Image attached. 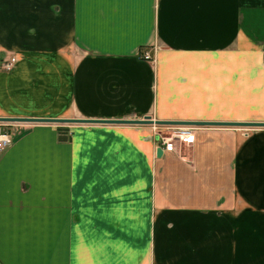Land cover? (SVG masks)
Wrapping results in <instances>:
<instances>
[{
	"label": "crops",
	"instance_id": "1",
	"mask_svg": "<svg viewBox=\"0 0 264 264\" xmlns=\"http://www.w3.org/2000/svg\"><path fill=\"white\" fill-rule=\"evenodd\" d=\"M12 56L0 117L264 121V0H0ZM0 124V264H264V126Z\"/></svg>",
	"mask_w": 264,
	"mask_h": 264
},
{
	"label": "built area",
	"instance_id": "2",
	"mask_svg": "<svg viewBox=\"0 0 264 264\" xmlns=\"http://www.w3.org/2000/svg\"><path fill=\"white\" fill-rule=\"evenodd\" d=\"M140 57L146 60L152 59L151 52L147 49L140 50ZM15 60L14 56L5 59L1 62L0 67L3 70H8L13 66ZM153 131L155 140L158 146H161L162 151H176L178 145L191 142L194 135V128L191 126H167L165 128L153 126ZM11 142L10 130L3 124H0V150L10 145Z\"/></svg>",
	"mask_w": 264,
	"mask_h": 264
},
{
	"label": "water",
	"instance_id": "3",
	"mask_svg": "<svg viewBox=\"0 0 264 264\" xmlns=\"http://www.w3.org/2000/svg\"><path fill=\"white\" fill-rule=\"evenodd\" d=\"M6 121H38V122H102V123H138V124H156V125H228V126H264L263 122H206V121H172L152 119L149 115L142 119H85V118H27V117H0V122ZM162 153L161 146L156 149V155Z\"/></svg>",
	"mask_w": 264,
	"mask_h": 264
},
{
	"label": "rangeland",
	"instance_id": "4",
	"mask_svg": "<svg viewBox=\"0 0 264 264\" xmlns=\"http://www.w3.org/2000/svg\"><path fill=\"white\" fill-rule=\"evenodd\" d=\"M30 122H38V121H30ZM164 130V129H163ZM165 131H168V130H165Z\"/></svg>",
	"mask_w": 264,
	"mask_h": 264
}]
</instances>
